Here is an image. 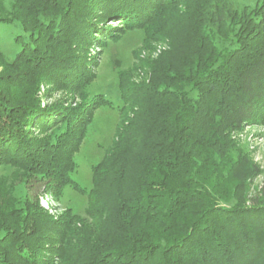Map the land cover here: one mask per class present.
Masks as SVG:
<instances>
[{
    "label": "trees",
    "instance_id": "16d2710c",
    "mask_svg": "<svg viewBox=\"0 0 264 264\" xmlns=\"http://www.w3.org/2000/svg\"><path fill=\"white\" fill-rule=\"evenodd\" d=\"M108 17L168 49L147 81L120 84L115 136L86 190L74 156L92 110L113 105L45 106L39 93L87 84L84 45L100 44ZM0 23L22 33L11 61L0 51V164L53 197L70 186L87 198V220L38 200L0 213V264H264V180L251 196L259 168L230 154L232 133L264 119V0H0Z\"/></svg>",
    "mask_w": 264,
    "mask_h": 264
},
{
    "label": "rangeland",
    "instance_id": "374dc122",
    "mask_svg": "<svg viewBox=\"0 0 264 264\" xmlns=\"http://www.w3.org/2000/svg\"><path fill=\"white\" fill-rule=\"evenodd\" d=\"M14 1L3 0L6 7ZM235 1L239 6H252L256 0ZM101 27L102 35L97 37L100 44L88 47L84 45L83 71L90 72L87 84L77 88V83L71 86L57 82L41 86L39 93L41 105L45 106L75 107L83 100L100 98L109 100L113 105L112 108L101 106L92 110L86 136L74 156L77 167L71 177L86 190H90L92 186V167L102 160L115 136L119 108L122 106L120 84L126 82L128 85H137L147 81L151 75V65L168 49L162 41L143 42L144 33L141 28L128 27L119 17L106 18ZM21 35L16 26L0 23V51L7 61H11L20 50L14 43V38ZM214 42L218 49L228 45L218 35H214ZM32 135L36 138L48 136L39 134L37 130L32 131ZM231 140L234 143L230 151L232 157L244 155L259 168L260 175L253 179L249 188L250 195L253 196L264 180V119L233 132ZM44 186L43 181L26 177L20 167L0 164V213L6 217L10 214L7 209L12 208L18 212L23 209L25 201L38 200L53 218H58L69 209L72 214L87 220L84 213L87 207L85 195L68 186L60 196L53 197L44 191ZM3 224L7 223L2 221L0 215V226Z\"/></svg>",
    "mask_w": 264,
    "mask_h": 264
}]
</instances>
